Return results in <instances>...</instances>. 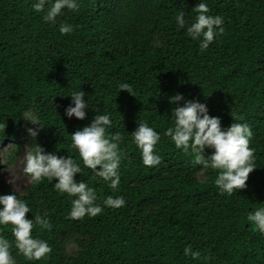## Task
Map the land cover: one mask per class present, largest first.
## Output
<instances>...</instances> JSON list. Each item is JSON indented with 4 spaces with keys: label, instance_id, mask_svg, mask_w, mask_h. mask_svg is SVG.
<instances>
[{
    "label": "trees",
    "instance_id": "1",
    "mask_svg": "<svg viewBox=\"0 0 264 264\" xmlns=\"http://www.w3.org/2000/svg\"><path fill=\"white\" fill-rule=\"evenodd\" d=\"M200 2L78 0V9H62L53 24L32 9L33 0H0V148L9 145L13 159L32 139L45 152L80 162L70 134L95 114H110L109 134L121 135L116 189L82 162L74 177L94 188L103 208L96 216L70 218L74 197L55 190V178L30 182L23 194L0 178V195L26 201L32 235L51 248L28 260L15 247L12 226L0 225L15 264H264V234L247 220L264 206V0H204L208 14L223 17L224 32L203 51L186 32ZM180 10L184 28L175 21ZM61 22L73 31L60 34ZM78 89L89 104L84 120L64 115L66 95ZM176 93L181 104L205 103L222 128L233 121L250 126L257 168L245 188L222 193L214 183L218 170L196 164L194 153L164 135L174 107L168 98ZM26 109L43 125L35 138L25 131L32 123L21 119ZM145 121L160 133L154 151L161 159L152 167L143 165L131 136ZM108 195L122 196L125 205L104 207ZM36 215L46 216L50 229L35 224ZM72 243L77 249L69 254ZM187 245L199 257L184 255Z\"/></svg>",
    "mask_w": 264,
    "mask_h": 264
},
{
    "label": "clouds",
    "instance_id": "2",
    "mask_svg": "<svg viewBox=\"0 0 264 264\" xmlns=\"http://www.w3.org/2000/svg\"><path fill=\"white\" fill-rule=\"evenodd\" d=\"M46 5H50L46 8ZM36 13H43L41 19L46 23H56V18L62 9L76 10L78 0H33L31 5ZM193 11L196 13L193 22L186 27L187 35L193 41H199L201 51L206 50L209 44L220 34H223V17L210 15L207 3L201 0L195 4ZM185 12L180 10L175 17L178 28H184ZM60 34H69L73 25L61 22L58 28ZM158 43V42H157ZM130 85L121 83L119 89L128 91ZM71 97L70 104L65 108L67 118L84 120L89 104L85 92L73 90L66 95ZM172 104L170 115L171 125L164 130V135L169 137L175 147L183 152L194 153V162L205 169L218 170L214 180L215 185L222 193L231 195L234 190L246 187L248 175L257 168L254 164L253 149L249 141L253 135L250 126L242 122H232L227 127L221 126L220 118L210 116L205 103L196 100H184L180 93L168 98ZM24 121L36 124L39 127H26L27 134L35 138L39 128L43 125L39 117L31 110L26 109L21 116ZM112 121L110 114H95L90 123L71 133V146L78 152L80 162L72 156L57 155L54 152H45L39 145L26 147L24 151L23 172L29 177L31 183H39L47 178L52 181L53 188L61 193L74 197L71 201L70 218L81 219L85 215L93 217L103 211L100 204L96 203L97 194L94 188L82 180H77L75 174L82 173L83 166L91 170L95 176L109 182V187L116 189L120 183L119 165L121 161L119 143L120 133L109 134L108 129ZM132 141L140 150L143 165L152 167L159 164L161 157L154 151L155 145L160 140V133L155 131L148 123L137 124L131 132ZM205 149L211 153L204 155ZM99 166V167H98ZM26 194V193H25ZM104 207L118 208L125 205L122 196L108 195L103 201ZM30 208L25 200L18 199L15 194L0 195V225L12 226L11 233L18 253L28 260H38L51 251L47 241L35 238L32 235L34 222L26 218L25 214ZM247 220L264 234V206L249 212ZM35 224L42 229H50L51 225L46 216L36 215ZM10 242L0 236V264H15L10 254ZM183 253L193 259L200 253L192 249L191 245L185 246Z\"/></svg>",
    "mask_w": 264,
    "mask_h": 264
},
{
    "label": "rangeland",
    "instance_id": "3",
    "mask_svg": "<svg viewBox=\"0 0 264 264\" xmlns=\"http://www.w3.org/2000/svg\"><path fill=\"white\" fill-rule=\"evenodd\" d=\"M36 124H32V128H36ZM32 139L25 141L19 147V153L10 159L11 147L5 146L0 148V178L3 179L16 194H23L29 186L30 180L23 172L24 151L26 147H31ZM199 180H204V175L200 172L197 175ZM77 247L74 243L68 246V253H75Z\"/></svg>",
    "mask_w": 264,
    "mask_h": 264
}]
</instances>
